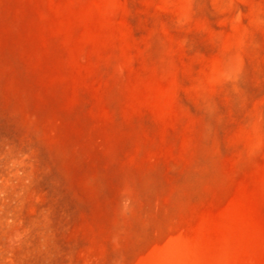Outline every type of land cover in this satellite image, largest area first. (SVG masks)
Instances as JSON below:
<instances>
[{"label": "rangeland", "instance_id": "rangeland-1", "mask_svg": "<svg viewBox=\"0 0 264 264\" xmlns=\"http://www.w3.org/2000/svg\"><path fill=\"white\" fill-rule=\"evenodd\" d=\"M0 264H264V0H0Z\"/></svg>", "mask_w": 264, "mask_h": 264}]
</instances>
